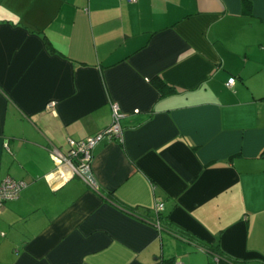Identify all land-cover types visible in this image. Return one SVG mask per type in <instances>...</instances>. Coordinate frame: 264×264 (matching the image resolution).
Returning a JSON list of instances; mask_svg holds the SVG:
<instances>
[{
  "label": "crops",
  "instance_id": "obj_1",
  "mask_svg": "<svg viewBox=\"0 0 264 264\" xmlns=\"http://www.w3.org/2000/svg\"><path fill=\"white\" fill-rule=\"evenodd\" d=\"M0 7L20 18L0 21V180L26 182L0 208V264H218L215 247L264 264V0ZM113 103L122 134L89 184L71 142Z\"/></svg>",
  "mask_w": 264,
  "mask_h": 264
},
{
  "label": "built area",
  "instance_id": "obj_2",
  "mask_svg": "<svg viewBox=\"0 0 264 264\" xmlns=\"http://www.w3.org/2000/svg\"><path fill=\"white\" fill-rule=\"evenodd\" d=\"M125 1L136 2L137 0H125ZM233 83H234V77H230L227 80L226 85L232 86ZM54 106H55L54 102H49L47 103L46 108L47 110H53ZM111 111H112V120L106 128L83 140L71 142V149L69 151L70 159L72 160L73 158L78 159L79 163L77 165L75 164L77 174H79L89 184H90V179L86 175V173L89 167V162L92 157L93 148L95 147L96 144H98L100 141L104 139L112 140L115 138H120L122 134V127L120 121L123 116V113L121 112L119 106L116 103L111 104ZM57 158L59 157L57 156ZM64 159L68 160L66 157H64ZM25 186H26V182L23 180H16L10 176L4 177L0 181V208L4 205L5 202L17 198L20 191ZM163 208H164V204L160 201L156 202L154 205V209L157 215L163 210ZM176 264H183V263L176 262Z\"/></svg>",
  "mask_w": 264,
  "mask_h": 264
},
{
  "label": "trees",
  "instance_id": "obj_3",
  "mask_svg": "<svg viewBox=\"0 0 264 264\" xmlns=\"http://www.w3.org/2000/svg\"><path fill=\"white\" fill-rule=\"evenodd\" d=\"M152 83L153 85L162 93L164 94L167 90L165 89V84L161 81V79L155 77L152 79ZM117 139V138H115ZM73 161L75 162V164L77 165L79 163L78 159L76 158H73ZM2 180V179H1ZM0 180V181H1ZM25 188V187H24ZM21 192V191H20ZM20 194V193H19ZM113 199V197H112ZM160 219H164L163 221L166 220V218L163 216V215H160ZM178 234L182 237H185V238H192L193 236L190 235L189 233H187L185 230H178ZM210 251V254H212L215 258H216V262L218 264H230L231 262L232 263H248L247 261H243V262H240V261H235L231 258H229L228 256H226L225 254H223L222 252H220L217 247L213 248V249H209Z\"/></svg>",
  "mask_w": 264,
  "mask_h": 264
},
{
  "label": "clouds",
  "instance_id": "obj_4",
  "mask_svg": "<svg viewBox=\"0 0 264 264\" xmlns=\"http://www.w3.org/2000/svg\"><path fill=\"white\" fill-rule=\"evenodd\" d=\"M10 20L14 26L19 24V17L11 12H8L7 10H5L4 8L0 7V21L3 20Z\"/></svg>",
  "mask_w": 264,
  "mask_h": 264
},
{
  "label": "water",
  "instance_id": "obj_5",
  "mask_svg": "<svg viewBox=\"0 0 264 264\" xmlns=\"http://www.w3.org/2000/svg\"><path fill=\"white\" fill-rule=\"evenodd\" d=\"M86 175L89 177V179H91L93 181V177L91 175V172L89 171L88 173H86Z\"/></svg>",
  "mask_w": 264,
  "mask_h": 264
}]
</instances>
